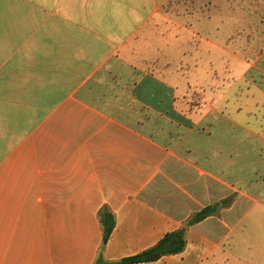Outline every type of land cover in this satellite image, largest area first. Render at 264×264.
<instances>
[{
	"label": "crops",
	"instance_id": "0c3cea01",
	"mask_svg": "<svg viewBox=\"0 0 264 264\" xmlns=\"http://www.w3.org/2000/svg\"><path fill=\"white\" fill-rule=\"evenodd\" d=\"M169 1L0 0V264H94L104 205L108 264L209 205L182 252L131 264H264V40L236 53L213 7Z\"/></svg>",
	"mask_w": 264,
	"mask_h": 264
},
{
	"label": "rangeland",
	"instance_id": "374dc122",
	"mask_svg": "<svg viewBox=\"0 0 264 264\" xmlns=\"http://www.w3.org/2000/svg\"><path fill=\"white\" fill-rule=\"evenodd\" d=\"M253 0H170L168 6L183 5L188 11L194 10L195 6L199 7V10L203 9L207 11L209 8L214 9V15L216 16V26L220 29V40L225 38L226 34L235 35V40L231 42L229 48L236 53L241 55H248L253 57L257 54L259 49L262 47L261 43L264 40V22L258 20L255 14H251V29L247 28V23H244V16H249L247 13V7H252ZM243 2H245V12H243ZM264 2V0H261ZM189 27H192L187 23ZM194 27V26H193ZM249 33H253V38L251 39L252 45L248 48L247 36ZM239 62L232 56L228 55L226 59L217 60L215 63L218 70H224L227 65L235 66ZM238 71L241 68H235ZM199 80V79H198ZM181 81L185 82L187 85L192 86L194 91H198L202 94L205 92V100L210 102L212 97V87H210L205 80L202 78L200 82L197 83L196 78L193 76L181 77Z\"/></svg>",
	"mask_w": 264,
	"mask_h": 264
},
{
	"label": "trees",
	"instance_id": "16d2710c",
	"mask_svg": "<svg viewBox=\"0 0 264 264\" xmlns=\"http://www.w3.org/2000/svg\"><path fill=\"white\" fill-rule=\"evenodd\" d=\"M216 207V206H214ZM213 206L209 205L202 210L193 213L183 226L175 231L167 233L156 245L144 250L143 252L121 260L120 264H131L137 262L154 261L164 255L176 254L182 252L186 247L188 227L199 222L213 213ZM99 220L104 232L103 244L101 246L98 258L94 264H108L104 258V248L116 225V215L113 210L104 205L99 211Z\"/></svg>",
	"mask_w": 264,
	"mask_h": 264
}]
</instances>
